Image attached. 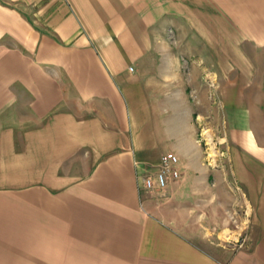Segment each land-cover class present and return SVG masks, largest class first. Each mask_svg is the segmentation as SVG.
Here are the masks:
<instances>
[{
    "label": "crops",
    "instance_id": "0c3cea01",
    "mask_svg": "<svg viewBox=\"0 0 264 264\" xmlns=\"http://www.w3.org/2000/svg\"><path fill=\"white\" fill-rule=\"evenodd\" d=\"M0 264H264V0H0Z\"/></svg>",
    "mask_w": 264,
    "mask_h": 264
},
{
    "label": "rangeland",
    "instance_id": "374dc122",
    "mask_svg": "<svg viewBox=\"0 0 264 264\" xmlns=\"http://www.w3.org/2000/svg\"><path fill=\"white\" fill-rule=\"evenodd\" d=\"M197 129H198V141L201 144V147L203 149L205 162L209 164L211 167H213L216 161V157L220 156L222 157L221 150L219 149L217 142V137L213 135L211 126L207 125L205 121L199 120L198 123H196ZM220 144V143H219ZM153 194V195H152ZM153 196V199L156 201H159L164 209L166 211L172 213H176L178 218L182 221H184V218L189 220H195L198 223L206 224L204 217H199V214L201 212V208L206 209V207L200 206L199 209H197L193 214H189L188 206H190L189 202L178 200L175 201L174 199L171 200V196L168 191H154L151 193ZM230 202V201H229ZM221 204H229L227 200H221ZM209 210L215 209V207H209L207 208ZM189 214V217H188ZM237 223L234 222V219L231 218L229 220V223L222 228L220 231L217 229L216 231L208 234L207 237H211L212 240H215L216 242L222 244L223 246L231 247V246H237L241 241H243L247 237V232L244 228L237 227L236 225L241 223L238 220H240L241 217H238ZM212 224V223H211ZM243 226V224H242ZM221 227V226H220ZM230 229V231H228Z\"/></svg>",
    "mask_w": 264,
    "mask_h": 264
},
{
    "label": "built area",
    "instance_id": "2783aa9c",
    "mask_svg": "<svg viewBox=\"0 0 264 264\" xmlns=\"http://www.w3.org/2000/svg\"><path fill=\"white\" fill-rule=\"evenodd\" d=\"M178 166L179 159L175 154H165L155 172L141 178L142 188L148 192L166 190L171 182L180 178L181 172ZM242 244L243 241L237 247H241Z\"/></svg>",
    "mask_w": 264,
    "mask_h": 264
}]
</instances>
